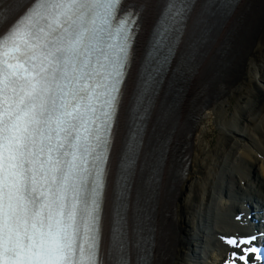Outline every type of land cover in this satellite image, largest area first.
Segmentation results:
<instances>
[{"label": "bare ground", "instance_id": "obj_1", "mask_svg": "<svg viewBox=\"0 0 264 264\" xmlns=\"http://www.w3.org/2000/svg\"><path fill=\"white\" fill-rule=\"evenodd\" d=\"M1 1L3 6L8 5L0 15L5 27L14 16L11 14H17L26 0ZM132 2L143 16L158 15L160 2L164 6L161 0ZM202 19L204 15L197 14L193 29L187 26L182 30L177 46L178 67L185 69L188 81L178 96V110L172 117L160 96L152 103L128 199L135 231L127 235V240L143 243L151 237L148 240L154 246L161 240L162 264H205L207 261L201 260V254L206 253L209 259L222 264L227 248L222 245L218 230L222 233L225 229L241 230L234 214L223 207L227 200L224 195L231 200L237 195L264 198V0H247L242 11L227 22L222 62L231 61L232 75L206 100L204 107L200 105L183 131L186 168L171 195L162 192L163 176L171 170L172 145L180 137L187 108L193 100L204 98L209 90L210 80L208 77L204 80V75L210 73L212 52L223 37V32L213 38L207 33L199 45L196 36ZM146 24L144 21L142 27L146 28ZM155 115L167 131L162 164L145 155L152 143L151 134L159 130V126L154 128L151 124ZM205 229L212 230L214 235H207ZM216 246L221 249L219 255L210 249Z\"/></svg>", "mask_w": 264, "mask_h": 264}, {"label": "rangeland", "instance_id": "obj_2", "mask_svg": "<svg viewBox=\"0 0 264 264\" xmlns=\"http://www.w3.org/2000/svg\"><path fill=\"white\" fill-rule=\"evenodd\" d=\"M211 139H214V136Z\"/></svg>", "mask_w": 264, "mask_h": 264}]
</instances>
